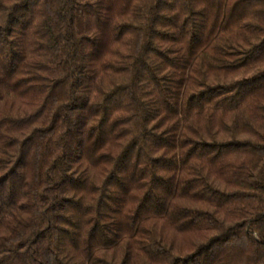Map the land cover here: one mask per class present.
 I'll return each mask as SVG.
<instances>
[{"label":"trees","instance_id":"16d2710c","mask_svg":"<svg viewBox=\"0 0 264 264\" xmlns=\"http://www.w3.org/2000/svg\"><path fill=\"white\" fill-rule=\"evenodd\" d=\"M0 264H264V0H0Z\"/></svg>","mask_w":264,"mask_h":264},{"label":"rangeland","instance_id":"374dc122","mask_svg":"<svg viewBox=\"0 0 264 264\" xmlns=\"http://www.w3.org/2000/svg\"><path fill=\"white\" fill-rule=\"evenodd\" d=\"M168 234L170 235L171 232L168 231ZM176 235H177V237H175V238H172L171 236H167V237H170L172 240H174L178 247H183L186 245L190 246V244L193 241V238L196 236L195 234L192 235V234H188V233H184L182 235H179V234H176Z\"/></svg>","mask_w":264,"mask_h":264}]
</instances>
